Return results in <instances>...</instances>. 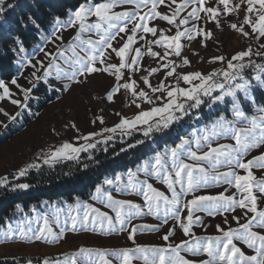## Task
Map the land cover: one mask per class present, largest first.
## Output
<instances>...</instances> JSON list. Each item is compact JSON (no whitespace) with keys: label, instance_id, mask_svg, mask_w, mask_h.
Segmentation results:
<instances>
[{"label":"snow or ice","instance_id":"6c2138e0","mask_svg":"<svg viewBox=\"0 0 264 264\" xmlns=\"http://www.w3.org/2000/svg\"><path fill=\"white\" fill-rule=\"evenodd\" d=\"M118 5L132 7L114 11ZM161 6L168 8L170 14L161 12ZM14 7L10 0H0V21ZM231 16L237 17V20H229L228 17ZM27 19L35 29H40L36 19L31 16ZM156 20L166 22L168 27L150 23ZM208 22L214 23L216 29H222L226 23L230 30L251 43L230 57L221 54L205 60L199 51L191 48V43L198 42L201 48L206 49L207 41L215 40L214 31L205 26ZM67 29H73L75 34L63 46V37L58 33ZM93 32L96 39L91 38L90 34ZM85 33L89 34L88 38H84ZM147 34H151L152 39H147ZM42 39L45 45L39 47L36 55L43 53V59H37L36 56L21 57V69H32L27 76L21 72L7 82L0 79V116L5 120L16 121L29 108L33 89L41 81L49 85L50 91L53 90L49 83V77L52 76L63 82L62 89L56 91L67 92L74 84H86L90 76L106 74L114 78L106 93L107 101L114 102V97L121 94L137 109L131 118L116 112L120 119L113 127H103L98 132L75 137L77 141L83 140V145L75 146L64 141L47 151L41 149L36 160H42L45 165L61 159H77L79 153L96 148L98 143L106 144L113 138L112 134L118 131L122 135L131 134L130 130L137 129L138 125L146 126L143 129L145 137L153 132H163L174 123L181 122L193 110L201 109L202 105L211 109L214 105L230 103L232 119L220 115L212 123L210 133L196 136L197 148L203 140L207 142V151L198 154L189 149L187 155L193 163H185L180 158L181 150L191 143L189 139L181 137L180 144L163 154L157 152L154 163L145 162L137 169L148 177L155 176L165 184L171 192L170 198L147 179L134 181L137 172H128L127 184L117 186L115 191L119 193L131 190L135 195L142 196L147 212L141 204L130 199H117L111 191L102 192L98 186L97 195L93 199H99L105 208L115 214L114 217L108 211H102L88 203L83 205L82 211L72 215V205H68L70 226L60 225L59 213L63 210L57 209L51 216L48 213L39 215L36 219L38 226L35 228L31 226V221L27 222V226L20 224L17 228L9 224L7 230L0 233V244H57L66 239L68 231L95 232L99 225L105 234L127 232L128 240L135 246L111 250L80 247L72 253H64L63 264H114V260L116 264H134L135 261L142 264H264V207L259 206V202L264 201V178L257 179L253 171L264 170V106L256 109L257 114L249 115L242 107L239 95L242 93L244 100L255 103L254 91L264 90V62L253 59L259 57L264 61V0H86L74 11L70 10L67 19L56 17L53 31ZM138 39L144 41L146 51L142 52V46H136ZM57 41L61 43L57 44ZM16 43L19 45V52L24 53L22 41L17 38ZM49 43L55 45L51 52L45 50ZM153 46H158L162 51H154ZM186 50L201 63L220 66L207 71H184L185 68L192 67V60L184 54ZM145 55L159 58V67L143 69L146 74L139 77L138 83L132 77L141 70V60ZM161 61L164 63H160ZM161 69L164 70L163 79L154 85L150 77ZM248 69L252 71H247ZM21 76L29 87L19 82ZM169 78H172L171 83L168 82ZM141 83L146 88L141 87ZM226 98H231L230 102ZM4 104H10L17 110L12 113ZM144 105L148 107L145 108ZM5 120H0V126L7 128ZM97 121L101 125L105 123L102 116H97L91 123L95 125ZM64 127L79 133L75 122L70 121ZM210 135L229 137L235 143L213 147L209 141ZM96 137H101L102 140H96ZM253 149H260V153L245 160L244 157ZM168 155L172 159L171 171L167 166ZM200 162H207L214 171L221 165L227 166L228 170L216 171L215 175H210ZM39 167L40 164L36 162L25 163L16 170L14 177H24L30 169ZM236 169L243 170L244 174ZM120 180L121 177L116 176L115 180L105 179L103 184L111 186L118 184ZM221 181L232 185L241 194L240 198L223 193L196 194L198 189L208 187L210 182L219 184ZM8 185V178L0 177V188ZM30 187L28 183H16L11 185L10 190H27ZM189 194H193L192 198L182 201V197ZM181 207L186 210V216H181ZM16 208L19 209L20 205H16ZM77 208H80L79 204ZM32 210L36 211L35 208ZM237 210H240L241 215L231 216L237 226L225 229L217 224L216 229L220 235L196 237L194 242L188 239H182L179 243L171 241L177 230L182 231L184 237L194 236L193 226H202L199 216L193 218L196 212H204L208 216H223L224 213H235ZM143 215H151L159 223L139 226L131 224L134 219ZM169 220L173 221V225L161 237L167 242L165 245L136 243L138 228L160 232L164 225L169 224ZM53 223L58 231L54 230ZM223 223H229L227 216ZM65 224L67 225V221ZM182 253L190 254L191 258ZM13 260L15 261V257ZM27 264H32V261L28 260ZM43 264H53V260L46 258ZM54 264L61 262L56 259Z\"/></svg>","mask_w":264,"mask_h":264},{"label":"rangeland","instance_id":"374dc122","mask_svg":"<svg viewBox=\"0 0 264 264\" xmlns=\"http://www.w3.org/2000/svg\"><path fill=\"white\" fill-rule=\"evenodd\" d=\"M96 2V1H93ZM102 2V0H100ZM132 6L130 5H118L114 11H124L130 9ZM75 10V9H74ZM72 10V11H74ZM161 12H169L170 10L165 6H161ZM69 14V13H68ZM68 14L61 18L67 19ZM184 15V13H182ZM94 19V18H91ZM231 21H236L237 17L231 16L228 17ZM53 22L49 25L46 31H42L37 35L36 42L29 48H25L24 53L19 52V45L17 44L16 48H14V66L18 69V76L21 72H23L24 76H27L32 69L24 68L21 69L20 65L23 62L21 57L28 56H36L37 59H43V53L36 55L39 47L45 45V41L42 37H46L51 34L53 31ZM154 23L160 27L167 28L168 25L166 22H162L156 20ZM189 27L191 25H188ZM206 28L214 31L215 40L207 41V48H201L198 42H192L191 48L200 52V54L204 57L205 60H208L210 57L216 55H225L230 57L235 52L242 50L245 48L251 41L244 40L238 36L234 31L230 30L226 23L223 24L222 29H216L214 23L208 22ZM131 27V25H129ZM182 30V29H181ZM75 34L73 29L62 30L58 35H62L63 37V46L67 45V42L71 40L72 36ZM91 38L96 39L97 36L95 32L91 33ZM121 35H124L123 33ZM89 34L85 33L84 38H88ZM147 39H152L151 34H147ZM119 39V38H118ZM187 43L185 41H182ZM57 44H60L61 41H57ZM114 46L116 42H113ZM144 41H137L136 46H142L141 50L146 51V47H143ZM255 48V44H253ZM55 48L54 44H47L46 51H53ZM154 51H162L158 46H153ZM185 55H188L192 60V67L185 68L184 71H192V70H201L207 71L212 67H219L220 65H210L207 63L199 62L197 57L191 56L189 51H185ZM114 55V54H113ZM159 58H152L147 55L143 57L141 60V70L137 71L135 75H133V79H136L138 83L139 77L141 75L146 74L143 69H148L151 67H159L157 63ZM254 60L257 62H261L259 57H254ZM118 60V58H117ZM35 62V61H33ZM46 62V61H45ZM62 63V62H61ZM160 63H164L161 61ZM62 66H64L62 64ZM247 71H252L248 69ZM164 70L161 69L160 72L155 73L152 77H150L151 82L155 85L159 83L161 79H163ZM114 78L108 77L106 74H97L90 76L86 84L73 85L72 88L65 92L63 90L56 91V89H62L63 82L57 81L54 76L49 77V83L52 85L53 90H49V85L45 84L41 81L36 88H34L37 92L32 94L33 98L29 101V108L26 109L20 117L17 118L14 122H8L5 120L3 116H0V120H5V123L8 124L7 128L0 126V135H10L11 137L8 141L0 146V177H7L8 181L10 178L13 180H17L19 178L24 177H14V173L20 167H22L25 163L28 162H36L42 166L52 167L59 162L68 161L66 159H61L56 161L55 163L45 165L42 160H36L37 154L44 149L47 151L50 147L59 146L62 142L68 141L73 143L75 146L83 145L85 142L83 140L77 141L75 137L78 135H87L90 132L100 131L103 127H113L116 123L119 122L120 117L115 113L120 112L123 116L133 117L137 109L134 105L130 104V100L124 97L121 94H117L114 97V102H109L106 99V93L110 89L112 85V81ZM19 82L25 87H29L28 82L21 76ZM169 83L172 82V78H169ZM43 85L44 87H40ZM141 87H145L141 83ZM261 89H256L253 93L255 97V103L251 101L244 100L243 94H239L242 107L245 108L247 114L254 115L256 113V109L260 106H264V97L257 96V92ZM264 92V90H262ZM54 93L59 94V99L57 98L55 101L49 103V105L41 112L36 113V106L39 99L46 100V97L53 95ZM22 98V97H21ZM230 102L231 98H226ZM8 111L14 113L17 109L10 104L3 105ZM147 108V105H144ZM196 113L190 114L183 118V120L176 124L175 130L170 134L172 144L164 145L160 150L154 152L149 155L147 158L138 162L134 168L128 169L125 172H118L114 175L105 177L101 183H99L93 191L90 192L87 198L85 199H76L74 202H53L49 203L47 201H42L37 205L31 206L28 211H22L20 208L17 210L15 216L10 220H7L3 225L0 226V233L7 230L9 224L13 228H17L20 224H24L27 226V222L31 221V226L33 228L37 227L36 219L39 215H43L48 213L50 216L57 209H62L59 213L60 225L61 226H70L69 216V208L68 205H72V215H75L77 211L83 210V205L85 203L92 204L95 207L101 208L102 211H108L110 215L114 217V213L104 207L102 203H100L99 199L94 200L93 196H96V188L99 186L102 189V192L111 191L113 195L117 199H130L135 203H139L144 208V211L147 212V208L144 205L143 197L137 196L131 192V190H122L121 192H116L115 189L117 186H123L128 182V172L131 170L133 172H137L134 181H143L148 180V182L152 183L154 187H156L160 191H164L166 195L171 197V192L167 190V186L163 184L160 180H158L155 176L148 177L145 173L137 171L138 168L142 167L145 162L154 163V156L157 152L165 153L166 150L175 147L177 144L181 143V137L185 139H189L191 141L190 145H185L184 149H182L181 159L185 163H193V161L188 157L187 151L190 149L192 151H197L198 154H201L204 151H207V142L201 141V146L197 148L195 143V138L198 135H203L206 133H210L212 123L220 116L225 115L228 119H232L231 114V104H221L214 105L213 108L209 109L206 105L203 106L202 109L193 110ZM35 114V116H33ZM33 116V117H32ZM97 116H102L105 123L101 125L99 121L95 125L91 123ZM75 122L77 127L79 128V133L71 128H65L64 125L68 122ZM173 124V125H174ZM171 125V126H173ZM170 126V127H171ZM145 125H138L137 129L130 130L131 134H121L119 131L115 134H112L113 138L110 140L114 141H123L131 137L132 134H143V129ZM55 129V132H53ZM167 131L163 132H153L156 134H163ZM151 133V134H153ZM150 134V135H151ZM108 135V134H105ZM96 140H102L101 137H96ZM209 141L212 143L213 147H216L220 144H234L235 142L231 140L229 137L209 136ZM103 143V142H101ZM100 144V143H98ZM97 144V145H98ZM92 149H89L90 151ZM87 151V152H88ZM86 153V152H83ZM260 153V149H253L250 151L247 156L244 157L245 160L250 159L253 155H258ZM80 154V153H79ZM82 154V153H81ZM80 154V155H81ZM79 157V156H78ZM167 166L171 171L172 159L171 156L168 155ZM203 166L208 169L210 175H215L216 171L225 172L228 170L227 166L221 165L215 171L211 168V166L207 162H200ZM37 168V169H39ZM36 169H30L29 172L35 171ZM236 171L243 173V170L236 169ZM257 179L264 178V170L253 169ZM116 176H120L121 180L118 184H113L111 186L104 185L103 181L105 179H113L115 180ZM174 178V173H173ZM177 188L179 186L177 185ZM223 193L224 195H234L235 198L239 199L241 194L237 192V190L229 184L221 181L219 184L215 182H210L208 187H202L197 190L196 194L200 195H218ZM193 194H189L188 196L182 197V201H186L192 198ZM80 205V208H77V205ZM260 207H264V201L259 202ZM35 208L34 212L32 209ZM232 215L240 216V210H237L235 213H224L223 216H208L204 212H196L194 213V219L196 216H199L202 220L201 225L193 226V237H184L182 231L177 230L176 235L171 238V241L174 243H179L182 239H188L190 242H194L196 237H208V236H217L220 233L216 229V225L220 224L221 227L227 229L229 226L236 227L235 221L231 220ZM181 216H186V210L181 207ZM227 216L229 223L224 224V217ZM67 221V225L65 224ZM243 222V220H241ZM42 223V221H41ZM159 221L151 216V215H143L134 219L131 224L132 225H151L157 224ZM173 225V221L169 220L168 225H164L160 232H152L145 229L138 228L135 239L136 243L140 245H156L163 246L167 242L163 241L161 237L165 232L168 231L169 227ZM79 227V225H78ZM107 225H105V228ZM54 230L58 231L59 229L53 223ZM178 229V226H177ZM135 245L132 241L128 240L127 232H113L111 234H105L97 225V231H78V232H66V239L57 244H46L42 242H36L32 244L20 243V242H9L6 244H0V264H27L28 260L32 261V264H43V260L46 258H51L53 260V264L56 259H58L61 264H63L65 257L64 253H72L77 251L80 247L86 248H101V249H120V248H132ZM246 247V246H245ZM250 252V250H248ZM183 255L190 257V254L182 253ZM15 257V261L13 260ZM111 258V257H110ZM206 258V257H201ZM114 264L116 261L114 260ZM134 264H142L140 261H135Z\"/></svg>","mask_w":264,"mask_h":264},{"label":"trees","instance_id":"16d2710c","mask_svg":"<svg viewBox=\"0 0 264 264\" xmlns=\"http://www.w3.org/2000/svg\"><path fill=\"white\" fill-rule=\"evenodd\" d=\"M10 2L15 5L14 9L8 10L4 19L0 21V79L6 82L18 72L13 64L16 39L22 41L24 48L31 47L36 42L37 35L46 31L56 17H65L70 10L76 9L86 0H10ZM30 16L40 24L39 30L28 21L27 18ZM36 92L33 89L32 94ZM256 94L258 98L264 97L262 90ZM59 96L54 93L46 97V100L39 99L35 112L43 111ZM193 113L196 111L191 114ZM175 126L176 124L169 127L163 134L153 133L148 137L132 134L123 141L100 143L96 148L82 153L77 159L59 162L52 167L42 166L15 181L10 178L8 187L0 188V226L15 216L18 210L16 205H20L22 211H28L31 206L42 201L71 203L76 199L87 198L105 177L132 169L138 162L164 145L172 144L170 134L175 130ZM10 137L11 134L0 135V146ZM16 183H28L31 187L27 190L11 191V185Z\"/></svg>","mask_w":264,"mask_h":264},{"label":"water","instance_id":"95a60500","mask_svg":"<svg viewBox=\"0 0 264 264\" xmlns=\"http://www.w3.org/2000/svg\"><path fill=\"white\" fill-rule=\"evenodd\" d=\"M81 153H83V152H81ZM81 153H80V154H81ZM80 154H79V156H80Z\"/></svg>","mask_w":264,"mask_h":264}]
</instances>
